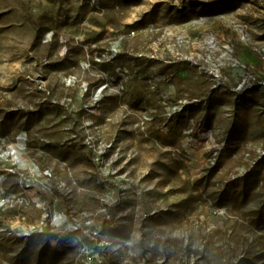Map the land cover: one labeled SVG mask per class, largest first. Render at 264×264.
<instances>
[{
    "label": "rangeland",
    "instance_id": "1",
    "mask_svg": "<svg viewBox=\"0 0 264 264\" xmlns=\"http://www.w3.org/2000/svg\"><path fill=\"white\" fill-rule=\"evenodd\" d=\"M0 264H264V0H0Z\"/></svg>",
    "mask_w": 264,
    "mask_h": 264
},
{
    "label": "bare ground",
    "instance_id": "2",
    "mask_svg": "<svg viewBox=\"0 0 264 264\" xmlns=\"http://www.w3.org/2000/svg\"><path fill=\"white\" fill-rule=\"evenodd\" d=\"M209 40H211V39H209ZM115 45H117V44H115ZM159 83V82H158ZM204 137H206V139H207V143L206 144H204V145H206V146H211V145H214V144H216V142H215V139H214V135H212V134H210V136L208 135V134H205V135H203ZM203 151H204V149L202 148V147H200L199 149H197L196 150V152H195V157L198 159H200V158H202V154H203ZM16 155V157H18V158H20V160L21 161H23L24 159L21 157V152H18V153H16L15 154Z\"/></svg>",
    "mask_w": 264,
    "mask_h": 264
}]
</instances>
